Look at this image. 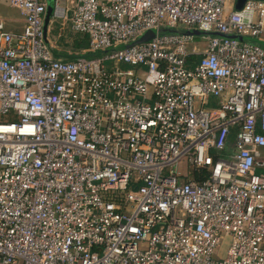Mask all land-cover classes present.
Returning <instances> with one entry per match:
<instances>
[{
  "label": "built area",
  "instance_id": "built-area-1",
  "mask_svg": "<svg viewBox=\"0 0 264 264\" xmlns=\"http://www.w3.org/2000/svg\"><path fill=\"white\" fill-rule=\"evenodd\" d=\"M9 5L0 264H264V0Z\"/></svg>",
  "mask_w": 264,
  "mask_h": 264
},
{
  "label": "crops",
  "instance_id": "crops-1",
  "mask_svg": "<svg viewBox=\"0 0 264 264\" xmlns=\"http://www.w3.org/2000/svg\"><path fill=\"white\" fill-rule=\"evenodd\" d=\"M49 3L51 4V0H48V5H50ZM51 13H52V9H51ZM49 19H50V17H49ZM0 22H2L4 24V28L6 31L13 32V33L22 31L23 26H24L23 22H22V17L20 15L19 11L15 8H12L9 5V0H0ZM68 34L74 35L69 28H65L63 32H60L56 28V29H53L51 31V33H49V35L51 36V39L57 43V45H56L57 47L55 48V50H58V48H60V47H58V42L66 43L65 41H67ZM72 44L74 46L73 42H72ZM193 46H198V49H200V50L202 47H204V46H202V43H201V45L196 43ZM68 54H69V52H68ZM128 69H131V67H129Z\"/></svg>",
  "mask_w": 264,
  "mask_h": 264
},
{
  "label": "rangeland",
  "instance_id": "rangeland-1",
  "mask_svg": "<svg viewBox=\"0 0 264 264\" xmlns=\"http://www.w3.org/2000/svg\"><path fill=\"white\" fill-rule=\"evenodd\" d=\"M235 3V0H230V4H234ZM183 33L185 32V30L182 31ZM195 37H199V36H195ZM76 38V35H71V34H68L67 36V41H65L66 43H62V42H58V50H55L57 51L58 53L59 52H62V51H67L69 53H75L74 50V46L72 44V42L74 43V40ZM57 45V43H56ZM206 108H209V107H206ZM10 116H7V117H0V122H4V121H10ZM262 155L264 156V149H262ZM180 165H182V172L183 174H185L187 172V166H186V163H185V160L183 159L182 161H180ZM227 250V243H224L222 248H221V255L225 254V251Z\"/></svg>",
  "mask_w": 264,
  "mask_h": 264
},
{
  "label": "trees",
  "instance_id": "trees-1",
  "mask_svg": "<svg viewBox=\"0 0 264 264\" xmlns=\"http://www.w3.org/2000/svg\"><path fill=\"white\" fill-rule=\"evenodd\" d=\"M88 47V38L87 36H81V35H76V38L74 40V50L75 52H79L78 55H75V53L72 54H68L67 51H63V52H57V51H53L54 54L56 55V57H61L63 59H65L66 61H70L75 59L78 56H84L86 58H93L98 56L99 54H81L82 50L87 49Z\"/></svg>",
  "mask_w": 264,
  "mask_h": 264
},
{
  "label": "water",
  "instance_id": "water-1",
  "mask_svg": "<svg viewBox=\"0 0 264 264\" xmlns=\"http://www.w3.org/2000/svg\"><path fill=\"white\" fill-rule=\"evenodd\" d=\"M246 1H248V0H235L234 9H236V10L241 9L242 6H243V4ZM51 9H52V6L50 4V5H48L47 10H46V15H45V28H46V25L48 23L49 17L51 16ZM167 31L171 32L173 30H167ZM154 34H155V32L153 30L147 31L143 36H141L135 42H133L132 44H130V46L136 45V44H140V43H143V42H147V41H149L154 36ZM186 34L187 35L199 36L200 35V32H198V31H187ZM243 39L244 38L240 37V40H243ZM260 44L264 46V43L263 42H260Z\"/></svg>",
  "mask_w": 264,
  "mask_h": 264
}]
</instances>
